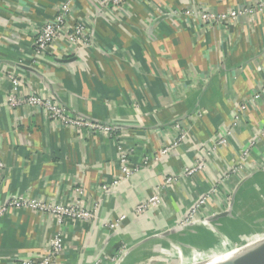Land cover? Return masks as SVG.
Instances as JSON below:
<instances>
[{
  "label": "crops",
  "instance_id": "obj_1",
  "mask_svg": "<svg viewBox=\"0 0 264 264\" xmlns=\"http://www.w3.org/2000/svg\"><path fill=\"white\" fill-rule=\"evenodd\" d=\"M64 1L0 0V206L12 197L65 203L81 186L87 207L99 201L97 218L65 223V250L52 264H111L121 248L127 250L123 264H132L171 243L173 226L198 197L209 195L203 214L212 219L223 213L228 198L238 199L247 189L239 187L249 179L240 182L226 170L264 123V0H135L117 9L102 8L97 0H69L75 21L91 30L93 46L68 56L53 49L31 64L35 30ZM243 7L257 12L222 27L167 14L185 9L221 14ZM9 73L19 81L20 93L53 97L72 117L114 126L134 150L132 164L146 160L147 166L102 193L100 186L111 185L119 174L113 140L59 126L33 107L11 110ZM255 92L257 100L251 99ZM241 104L246 109L233 125ZM176 123L188 136L160 156L174 141ZM226 130L231 131L226 145L212 149ZM199 155L206 169L184 176ZM263 157L261 142L248 161L258 165ZM252 170L245 166V173ZM253 173L264 176V170ZM169 175L177 181L162 190ZM157 189L161 205L136 215V207ZM122 215L114 232L103 225ZM224 222L234 223L224 216L211 224L219 229ZM206 225L191 229L190 237L208 230L215 238L206 246L214 241L217 248L225 238ZM55 229L47 215L6 212L0 217V264L39 261ZM180 238L174 239L186 245ZM213 246L207 250L211 256L196 260L216 261Z\"/></svg>",
  "mask_w": 264,
  "mask_h": 264
},
{
  "label": "built area",
  "instance_id": "obj_2",
  "mask_svg": "<svg viewBox=\"0 0 264 264\" xmlns=\"http://www.w3.org/2000/svg\"><path fill=\"white\" fill-rule=\"evenodd\" d=\"M128 1L135 0H97L98 4L102 8H112L117 9L121 5L127 3ZM257 12L254 8H238L236 10H231L227 13L215 14L211 11H190L176 10L168 15L174 17H186L200 21L203 25L213 26L217 25L222 27L223 25L232 23L237 17L242 15H252ZM73 18V12L71 8V3L66 0L59 4L58 11L50 19L44 21V23L35 30L33 38V52L31 64H37L46 55L55 52L53 49H60L62 55L68 56L77 53L79 50L84 48H91L93 46L92 33L89 27L82 21H75ZM6 78L12 85L10 95L8 97V104L11 110L16 108L22 109L24 107H33L40 110L44 117L53 122L57 123L59 126L72 127L76 130L81 128H86L89 131H95L107 135L113 140L116 147V163L118 167L119 174L117 178L111 183V185L103 184L100 186V191L105 193L109 189L117 186L121 181L131 178L140 167L147 166L146 160L142 165H134L131 162V157L134 150L126 146V141H124L123 135L116 134V128L111 125L92 123L83 118H75L68 114L66 109L60 105L53 97H46L43 95L35 94L33 92L20 93V83L13 73H9ZM259 98V93H254L251 99L257 100ZM246 109V105H239L236 109V117L234 119L233 125H235L237 118ZM197 117V116H196ZM175 137L174 141L170 146L164 148L160 152V156L165 155L172 148L176 147L180 142L184 141L188 132L187 129L183 128L178 123L172 126ZM231 135L230 130H226L224 133H220L213 143L212 149L223 147L227 143V137ZM264 142V123L262 127L258 130L255 137L249 140L246 147L240 152L239 160L229 166L226 173L232 174L238 177L239 181L252 180L254 178L253 172L264 170V157L258 165H255L248 161L250 157V151L255 147L256 144ZM202 153L208 151L207 149H202ZM252 165V172L245 173V166ZM3 168V163L0 161V170ZM206 169V162L201 157V155L195 157V161L192 166L185 168L183 171L184 176H192L199 171ZM177 177L169 175L165 177L163 183V189L171 187L175 184ZM74 197L65 203H55L48 201H38L36 199H28L22 197H12L7 203L0 206V217L6 212L11 210L26 209L34 213H39L40 215H47L52 221H54L56 229L50 235L45 249L44 256L35 262H22L20 264H52L55 260L64 252V231L63 226L65 223L70 221L78 222H90L97 218V210L99 206V201H95L92 207H87L84 204V197H86V192L83 187L78 186L73 189ZM234 198H228L229 205L228 209ZM209 202V195L205 194L198 197L195 202L187 209L183 220L176 222L173 228L184 229L190 227H200L201 225H209L214 230V232L220 233L211 224V217L203 214V207ZM162 203L161 193L159 190L155 192L152 197L148 198L146 201L140 203L136 207L135 214L141 215L148 209L156 208ZM232 208V207H231ZM219 214V212H218ZM217 214V215H218ZM215 215V214H214ZM216 216V215H215ZM125 220V216H119L118 218L105 219L103 225L109 231L114 232L117 230L121 223ZM185 230V229H184ZM221 235V234H220ZM225 238V236H221ZM229 241V240H228ZM230 242V241H229ZM92 264H101L99 261H95Z\"/></svg>",
  "mask_w": 264,
  "mask_h": 264
},
{
  "label": "rangeland",
  "instance_id": "obj_3",
  "mask_svg": "<svg viewBox=\"0 0 264 264\" xmlns=\"http://www.w3.org/2000/svg\"><path fill=\"white\" fill-rule=\"evenodd\" d=\"M256 175L259 176L260 174L257 173ZM257 178H261L262 180H258V182H256L254 179H252L250 180V182L244 183L239 187L242 188L243 186H246L247 189L243 191L244 194L238 197V199H233V205L230 210V215H228L230 218L233 219V225H229L224 222L219 229L218 227H216L220 232L221 236H225V239L223 240L227 242V245L221 243L220 246L216 248L213 246V241L211 243L212 245L210 244L207 247L206 245L209 241H201L200 236L195 237L194 245L187 238V235H190L191 229H194V227H190L187 229L184 228L185 230L173 228L172 232L176 234L179 239H181L180 237H184L183 242H185L186 245L182 244V241L175 240V236L171 240V243L168 246H165L166 248L163 247L164 250L159 249L162 247H157L155 249V252L143 254L138 259L135 258V260L132 259V264H182L180 262V259L173 253L171 245L174 244L181 250L184 255H187L190 249L203 250L201 253L193 252V256L203 258L212 255V253L210 254V251L207 252V250L213 246V254H215L214 256L218 258L226 253H231V248L238 249L246 247L264 239V176L261 175ZM253 184H257L258 187H252L251 185ZM229 202H227L226 207L222 210V212L227 211ZM206 232L209 231L206 230ZM126 252L127 250H124L122 248L118 249L117 253L111 260V264H116V262L120 259V262L122 263V261H124L126 257V255L124 256ZM168 256L170 257L168 258ZM217 258H215V260ZM185 262L186 261L184 260L183 263ZM205 264L210 263L207 262Z\"/></svg>",
  "mask_w": 264,
  "mask_h": 264
},
{
  "label": "water",
  "instance_id": "obj_4",
  "mask_svg": "<svg viewBox=\"0 0 264 264\" xmlns=\"http://www.w3.org/2000/svg\"><path fill=\"white\" fill-rule=\"evenodd\" d=\"M232 205L233 203H231L229 210L216 215L210 221L230 215ZM218 264H264V239L241 249L231 258Z\"/></svg>",
  "mask_w": 264,
  "mask_h": 264
},
{
  "label": "bare ground",
  "instance_id": "obj_5",
  "mask_svg": "<svg viewBox=\"0 0 264 264\" xmlns=\"http://www.w3.org/2000/svg\"><path fill=\"white\" fill-rule=\"evenodd\" d=\"M209 224V222H206V224ZM220 239V238H219ZM221 241V243L222 244H224V245H227V242L225 241V240H223V239H221L220 240ZM219 246H220V244H218ZM252 245V244H251ZM247 247V246H246ZM171 248L173 249V253L180 259V262L182 263V264H205V263H203V262H200V261H197L196 260V258H195V256H193V252H195V251H198V252H202L203 250H200V249H190V251H189V253L187 254V255H184L182 252H181V250L174 244V245H171ZM243 248H245V247H242V248H238V249H236V248H231V250H232V252L231 253H226V254H224V255H222V256H220V257H218L217 259H216V261H214V262H210L209 261V263L210 264H218V263H220V262H223V261H225V260H227V259H229V258H231L232 256H234L236 253H238L241 249H243ZM159 249H161V250H164V248L162 247V248H159ZM161 250H159V251H161ZM194 258H193V257ZM170 256H168V258H169ZM186 261L185 263H183V261ZM121 261V259L119 260V261H117L116 262V264H123L124 263V261H122V263L120 262ZM120 262V263H119Z\"/></svg>",
  "mask_w": 264,
  "mask_h": 264
},
{
  "label": "trees",
  "instance_id": "obj_6",
  "mask_svg": "<svg viewBox=\"0 0 264 264\" xmlns=\"http://www.w3.org/2000/svg\"><path fill=\"white\" fill-rule=\"evenodd\" d=\"M259 176H261V175H259ZM258 176L256 175L255 176V178H253L256 182H258V178H257ZM197 233H198V231H197ZM199 233H202V234H198L199 236H200V240L202 241V240H205V241H208L209 240V238H213L214 236L210 233V232H206L205 230H201ZM212 235H210V234ZM189 235V234H188ZM187 235V238L189 239V241L191 242V243H193L194 244V241H195V238L193 239L192 237L191 238H189L190 236H191V234L188 236ZM215 238V237H214ZM195 245V244H194ZM197 247H201V246H197Z\"/></svg>",
  "mask_w": 264,
  "mask_h": 264
}]
</instances>
